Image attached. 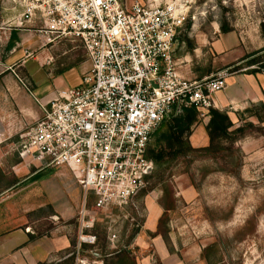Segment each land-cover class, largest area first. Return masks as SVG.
Masks as SVG:
<instances>
[{
    "label": "rangeland",
    "instance_id": "374dc122",
    "mask_svg": "<svg viewBox=\"0 0 264 264\" xmlns=\"http://www.w3.org/2000/svg\"><path fill=\"white\" fill-rule=\"evenodd\" d=\"M123 1L131 4L136 0ZM168 1L150 0L153 4ZM189 2L190 20L176 45L181 67L187 66L202 76L228 69L227 58L225 62L213 49V42L224 25L244 39L246 51L257 53L251 59L259 63L244 69L264 72V34L261 31L264 0ZM43 45V66L54 74L85 59L79 42L59 40L53 45ZM27 68L47 74L32 59ZM26 84L30 87V82ZM48 87V83H41L35 94L49 90ZM8 115L22 119L17 111ZM172 120L155 133L149 148H154L157 138ZM240 121L234 123L233 129L244 127L246 133L236 142L221 141L210 152L191 153L177 159L169 156L159 165L154 163L147 189L123 209H97L93 196L84 206L81 187L65 167L42 170L38 164H32L31 168L19 170L23 165L13 143L18 148L20 135L13 136V145L6 143V156L19 165L18 171H13L6 160V175L0 170V188L14 186L11 192H6V204H17L21 208L12 209V217L25 219L36 236L50 234L55 225L69 226L73 243L70 251H75L77 257L75 264H111L110 258H104L126 250L138 264L139 260L153 255L156 237H161L168 250L176 253L184 264H264V123L249 115ZM27 197L32 203L28 204L26 213L23 206ZM45 199L55 204L45 202L44 208L39 209L38 205ZM62 200L71 202L73 207L68 215L56 217L55 209L57 205L61 207ZM155 208H160L162 215L153 222L152 227L156 225V229L150 232V216ZM139 235L143 240L137 243ZM81 236H94L96 241L82 243L79 248ZM153 264H160L159 259L154 257Z\"/></svg>",
    "mask_w": 264,
    "mask_h": 264
},
{
    "label": "built area",
    "instance_id": "2783aa9c",
    "mask_svg": "<svg viewBox=\"0 0 264 264\" xmlns=\"http://www.w3.org/2000/svg\"><path fill=\"white\" fill-rule=\"evenodd\" d=\"M189 1L14 0L22 8L15 26H31L45 45L79 42L90 63L79 86L41 105L18 146L24 160L70 169L84 206L92 196L101 210L133 204L154 171L147 152L155 133L190 108L206 117L227 88L229 70L201 79L180 73L176 45ZM81 241L79 248L96 237Z\"/></svg>",
    "mask_w": 264,
    "mask_h": 264
},
{
    "label": "crops",
    "instance_id": "0c3cea01",
    "mask_svg": "<svg viewBox=\"0 0 264 264\" xmlns=\"http://www.w3.org/2000/svg\"><path fill=\"white\" fill-rule=\"evenodd\" d=\"M21 12L22 8L14 0H0V170L3 175H6V160L13 171H18L19 167L6 156L8 155L6 154V143L11 142L12 144L13 136L21 135L28 129V126L41 117V105L55 98L59 91L79 86L82 75L90 68L86 54L84 60L55 74L52 70L44 68L42 57L44 40L31 26L18 27L12 23ZM213 49L222 60L225 61L227 58L230 66L240 65L251 59L240 61L246 53H250L246 51L248 48L244 39L235 31L219 34L213 42ZM31 59L38 63L40 70L45 69L47 74L41 75L36 69H28V61ZM230 69L228 67L226 70L230 71ZM254 70L243 69L240 72H230L227 88L214 96L215 107L213 109L226 112L233 123H240L239 114L252 105L264 103V72ZM180 73L188 79H201L208 76H202L197 71L189 70L187 66H180ZM27 81L30 82L29 90L24 86V84L27 85ZM41 83H48L49 90H40V94L36 95L35 92H38ZM15 111L20 113L22 119L8 115ZM208 123L209 117L206 116L199 119V122L193 126L189 141L194 148L209 146L210 139L206 130ZM13 144L19 155L18 148L15 143ZM19 158L23 165L19 170L31 168L32 164H38L22 159L20 155ZM38 166L42 170L50 168L40 164ZM73 177L75 178L74 174ZM13 188L14 186H11L6 189V185L0 188V264H56L66 260L73 244L69 235V226L55 225L50 234L36 236L33 227L25 219L20 221L12 217V209H21L17 204L10 203L13 205L9 206L6 204V192H11ZM16 193H13V196ZM35 193L33 192L32 195ZM26 199L27 202L24 201L26 205L23 207L27 213L28 204L32 201L28 197ZM45 200L38 205L39 209H43L46 203L47 205L55 204L53 201ZM71 207H73L71 202L62 200L61 207L57 205L54 214L56 217L59 214L64 217L70 213ZM161 215L162 210L155 208L153 215L150 216V221L152 220L150 232L156 229V225L155 228L152 227L153 222H157ZM142 240L143 236L139 235L136 242L139 243ZM153 243L155 247L153 255L139 260L138 264H153L154 257L159 259L160 264H184L176 253L168 250L161 237L154 238Z\"/></svg>",
    "mask_w": 264,
    "mask_h": 264
},
{
    "label": "trees",
    "instance_id": "16d2710c",
    "mask_svg": "<svg viewBox=\"0 0 264 264\" xmlns=\"http://www.w3.org/2000/svg\"><path fill=\"white\" fill-rule=\"evenodd\" d=\"M231 31L233 30L221 25V33L226 34ZM261 31L264 34V22L261 24ZM256 55L257 53L249 54L240 61H245ZM257 63H259V61L253 58V60L250 59L240 65L235 64L229 67L231 68L232 72H240L244 68L251 67ZM201 113L202 111L197 108H190L187 109L183 115L173 119L171 122H168L166 124L165 132L157 138V143L154 148H148L147 157L151 159L156 165H159L163 163V161H165V159L169 156L177 159L187 156L191 153L210 152L218 142H236L238 138L246 133L244 127L233 129L234 123L226 112L212 108L205 111L206 116L209 117V123L206 126V130L210 139V144L208 147L194 148L191 145L189 138L192 133L193 126L199 122V115ZM246 115H249L250 117H256L260 123H264V103L252 105L250 108L246 109L242 114H239L240 120H242V117H245ZM250 127H253V124H251ZM76 258L75 251H71L69 257L66 260L56 264H75ZM107 258H110L112 261L111 264H136L133 260L132 254L127 250L118 254L108 255L104 259ZM103 261L105 263V260Z\"/></svg>",
    "mask_w": 264,
    "mask_h": 264
}]
</instances>
